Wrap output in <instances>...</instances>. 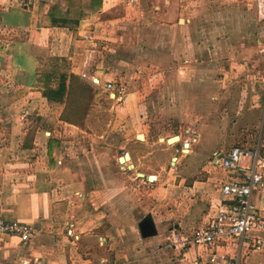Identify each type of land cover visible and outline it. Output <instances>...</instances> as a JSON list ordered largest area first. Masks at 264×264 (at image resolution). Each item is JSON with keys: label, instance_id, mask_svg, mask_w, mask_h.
<instances>
[{"label": "crops", "instance_id": "obj_1", "mask_svg": "<svg viewBox=\"0 0 264 264\" xmlns=\"http://www.w3.org/2000/svg\"><path fill=\"white\" fill-rule=\"evenodd\" d=\"M259 7L101 0L86 12L80 0H0V219L32 228L27 241L1 237L0 264H202L207 249L173 242L213 217L221 183L244 178L252 162L226 170L214 155L257 148L264 161ZM52 70L94 90L82 127L42 94ZM164 123L173 127L153 139ZM117 136L127 161L113 155ZM251 201L264 220V188ZM145 218L155 234L142 237ZM215 252L264 264L249 241L239 250L224 239Z\"/></svg>", "mask_w": 264, "mask_h": 264}, {"label": "built area", "instance_id": "obj_2", "mask_svg": "<svg viewBox=\"0 0 264 264\" xmlns=\"http://www.w3.org/2000/svg\"><path fill=\"white\" fill-rule=\"evenodd\" d=\"M138 1L126 0L132 5L137 4ZM258 10L259 16L264 18L263 8L259 7ZM104 87L107 91L117 93L120 98L125 92L123 86L113 82H107ZM219 155L217 153L214 155V162L226 170L238 168L243 158L250 157L252 162L248 173L242 179L222 182L220 204L213 217L195 234L176 238L173 244L178 245L180 249L191 246L207 249L210 254L202 264H220V261L223 264H247L240 259L239 254L226 258L217 254L215 249L217 244L224 239L235 241L239 250L246 241H249L253 249H264V234L251 237L255 231L264 233V220L259 216L251 201L252 192L264 188V173L258 170V168L264 169V161L259 157L257 148L243 149L235 146ZM31 234L32 228L27 223L0 219V239L4 235H14L22 241H27Z\"/></svg>", "mask_w": 264, "mask_h": 264}, {"label": "trees", "instance_id": "obj_3", "mask_svg": "<svg viewBox=\"0 0 264 264\" xmlns=\"http://www.w3.org/2000/svg\"><path fill=\"white\" fill-rule=\"evenodd\" d=\"M101 7V0H80L81 10L95 11ZM84 12V11H83ZM42 94L49 101L65 103L62 119L82 127L91 107L94 90L74 74H61L52 70L42 75Z\"/></svg>", "mask_w": 264, "mask_h": 264}, {"label": "rangeland", "instance_id": "obj_4", "mask_svg": "<svg viewBox=\"0 0 264 264\" xmlns=\"http://www.w3.org/2000/svg\"><path fill=\"white\" fill-rule=\"evenodd\" d=\"M169 127H173V126L169 125V123L161 124L159 126L160 131L159 132H153V139H156L158 136L161 137V133L165 132V130L169 129ZM172 134L173 133L168 134L167 137H170ZM115 135H118V134L116 133ZM115 142H116V145L119 146V147H114V149H113V155L115 156V159H117L118 157H122L124 155V153H126L128 148H127V146H126V148L124 147L125 143H124V138L122 136L121 137L117 136L115 139ZM160 143H162V142H160ZM243 149H251V148L243 147ZM136 229L138 230L137 227H136Z\"/></svg>", "mask_w": 264, "mask_h": 264}, {"label": "water", "instance_id": "obj_5", "mask_svg": "<svg viewBox=\"0 0 264 264\" xmlns=\"http://www.w3.org/2000/svg\"><path fill=\"white\" fill-rule=\"evenodd\" d=\"M176 138L177 137H172V138L168 139V142H170L171 140H174ZM124 158H128L127 154H125L123 157H120V161L122 162V160ZM137 176L143 177L144 175L141 173H137ZM139 232H140L142 237H147V236H151V235L155 234V228H154L153 222L150 221L148 218H145L144 220H142L139 223Z\"/></svg>", "mask_w": 264, "mask_h": 264}, {"label": "bare ground", "instance_id": "obj_6", "mask_svg": "<svg viewBox=\"0 0 264 264\" xmlns=\"http://www.w3.org/2000/svg\"><path fill=\"white\" fill-rule=\"evenodd\" d=\"M178 139L176 138V139H174V140H171L170 142H168L169 144H171V143H174V142H176ZM186 149V148H185ZM128 160V158L127 159H123L122 161H127ZM124 163V162H123Z\"/></svg>", "mask_w": 264, "mask_h": 264}]
</instances>
